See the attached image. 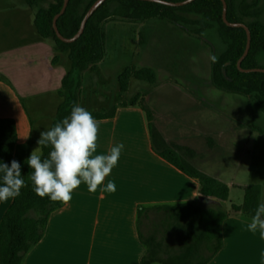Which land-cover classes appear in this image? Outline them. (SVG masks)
<instances>
[{
	"label": "crops",
	"instance_id": "crops-1",
	"mask_svg": "<svg viewBox=\"0 0 264 264\" xmlns=\"http://www.w3.org/2000/svg\"><path fill=\"white\" fill-rule=\"evenodd\" d=\"M0 2L3 3L0 7V118L12 119L15 123L12 160L21 164L23 174L26 159L38 147L40 132L51 127L61 102L60 82L69 71L70 62L67 54L57 51L50 39L37 34L34 10L23 0ZM104 59L93 71L83 72L78 104L91 113L113 111L112 116L97 119V154H107L111 147L122 143L120 159L95 193H90L82 182L73 190L67 205L60 202V206L51 211L40 240L26 252L20 264H141L145 247L137 230V210L196 203L199 199L198 181L153 150L145 112L140 105L123 103L121 95L115 92L110 101L96 94L93 97L85 94V84H91ZM149 111L151 124L159 129L157 121L163 115L153 108ZM184 112L185 117L192 118L188 124L190 132L181 131L174 137L164 132V139L174 149L188 148L194 154L188 160L193 167L229 188L227 200L214 204L223 212L218 227L221 246L206 264H264L261 256L264 240L258 231L247 230L249 217L242 211L231 210L232 205L242 204L243 189L249 184H259L260 200L264 199L263 184L223 180L219 171L212 169V160L200 158L210 150L201 149L202 144L192 140L198 137L204 140L203 132H193L195 126L208 122L207 118H219V114L204 107L188 108ZM167 120L179 128L177 114L171 113ZM227 131L235 134L233 128ZM109 180L116 184L114 193L102 191ZM235 188L237 202H232L231 193ZM11 202L12 199L0 202V222Z\"/></svg>",
	"mask_w": 264,
	"mask_h": 264
},
{
	"label": "trees",
	"instance_id": "trees-1",
	"mask_svg": "<svg viewBox=\"0 0 264 264\" xmlns=\"http://www.w3.org/2000/svg\"><path fill=\"white\" fill-rule=\"evenodd\" d=\"M94 1L69 0L64 13L56 21L58 32L63 37H72ZM224 1L227 21L243 23L250 32L249 49L240 63V68H264L257 64V56L264 52V24L260 20L264 13V0ZM23 2L34 10L33 24L37 34L52 40L55 49L67 54L70 62V69L60 82L58 95L61 102L51 126L68 116L71 107L79 103L83 72L93 71L105 56L103 24L112 16L133 21L161 19L176 24L182 18L179 13H191L214 22L226 48L216 62H212L211 84L219 91L252 98L258 109L264 113V73H243L237 68L236 63L245 49L246 34L242 28H230L222 22L220 0H195L181 7L133 0H106L89 17L82 34L72 43L61 42L52 29V19L60 11L63 0ZM110 4H116L117 7L110 11ZM130 78L153 84L154 72L148 68L126 67L117 77L121 93L127 90ZM144 112L153 150L182 173L198 181L199 199L196 203L142 207L137 210V230L145 247L140 263L206 264L220 249L218 227L223 216L222 210L210 208L209 205L226 201L229 188L225 183L199 172L185 162L178 153V148L164 146L157 149L154 145L157 135L152 128L151 114L146 110ZM112 114V110L107 113H92L96 119L108 118ZM15 143L14 121L0 118V160L4 163L10 165ZM42 151L46 157L49 149L43 148ZM30 174L31 169L25 162L22 176L27 186L21 189L20 196L12 199L0 222V264H20L26 252L40 240L51 211L60 206V202H51L49 198H41L35 194L29 179ZM260 195L259 184L247 185L243 189L242 204L232 205L231 210L242 211L251 218L260 202Z\"/></svg>",
	"mask_w": 264,
	"mask_h": 264
},
{
	"label": "rangeland",
	"instance_id": "rangeland-1",
	"mask_svg": "<svg viewBox=\"0 0 264 264\" xmlns=\"http://www.w3.org/2000/svg\"><path fill=\"white\" fill-rule=\"evenodd\" d=\"M116 7L110 4L109 10ZM179 15L182 18L176 24L161 19L133 21L108 17L103 24L105 59L91 84H85V94L92 97L96 94L110 101L116 93L123 103H137L146 111L153 108L161 112L163 117L157 121L161 132L152 123L157 149L172 146L164 139V132L171 137L181 131L190 132L188 124L192 118L184 116L186 109L213 110L219 118H207L208 122L195 126L193 131L205 134L204 140L202 137L192 140L202 144L201 149L210 150L200 158L212 160V169L219 171L223 180L264 186V113L252 98L219 91L211 84V56L218 58L226 48L216 24L201 15ZM260 20L264 24V13ZM257 64L264 66V52L257 56ZM126 67L151 69L154 83L130 78L127 90L121 93L117 77ZM171 113L179 116V128L167 122ZM229 127L235 134L227 131ZM176 148L182 159L191 164L188 160L194 154L186 147ZM237 193V188L233 189L232 202H237ZM209 206L221 210L217 205Z\"/></svg>",
	"mask_w": 264,
	"mask_h": 264
},
{
	"label": "clouds",
	"instance_id": "clouds-1",
	"mask_svg": "<svg viewBox=\"0 0 264 264\" xmlns=\"http://www.w3.org/2000/svg\"><path fill=\"white\" fill-rule=\"evenodd\" d=\"M216 62L217 57L211 56ZM99 121L80 104L71 107L70 114L50 128L40 132L35 148L26 163L31 169L30 182L35 194L49 198L51 202L67 205L73 190L81 183L95 193L104 184L117 165L124 145L111 147L107 154H97ZM48 148L45 157L42 149ZM21 164L13 159L10 163L0 160V202L20 196L26 187ZM102 191L114 193L116 184L109 180ZM247 230L264 240V199L258 203L254 214L246 223ZM264 259V252L261 253Z\"/></svg>",
	"mask_w": 264,
	"mask_h": 264
},
{
	"label": "water",
	"instance_id": "water-1",
	"mask_svg": "<svg viewBox=\"0 0 264 264\" xmlns=\"http://www.w3.org/2000/svg\"><path fill=\"white\" fill-rule=\"evenodd\" d=\"M69 0H63L62 6L60 11L53 17L52 19V29L54 31L55 36L64 43H72L74 42L83 32L85 24L87 22V20L89 19V17L106 1V0H95L90 7L87 9V11L85 12V14L82 17V20L80 22L79 28L77 30V32L70 38H66L63 37L57 30V26H56V21L58 19L59 16H61L68 4ZM133 1H142V2H148V3H154V4H158V5H162V6H167V7H181L184 5H187L195 0H183V1H166V0H133ZM221 4H222V14H221V19L222 22L230 28H242L245 31L246 34V44H245V49L243 54L241 55V57L239 58V60L237 61L236 65L237 68L239 69L240 72L243 73H250V72H257V73H264V68H251V69H242L240 68V63L243 60V58L246 56L248 49H249V45H250V32L247 28V26L243 23H232V22H228L226 19V3L224 0H220Z\"/></svg>",
	"mask_w": 264,
	"mask_h": 264
}]
</instances>
